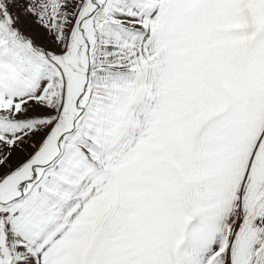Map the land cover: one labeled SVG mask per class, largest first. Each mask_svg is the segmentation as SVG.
<instances>
[{"label": "snow or ice", "instance_id": "1", "mask_svg": "<svg viewBox=\"0 0 264 264\" xmlns=\"http://www.w3.org/2000/svg\"><path fill=\"white\" fill-rule=\"evenodd\" d=\"M0 264H264V0H0Z\"/></svg>", "mask_w": 264, "mask_h": 264}]
</instances>
